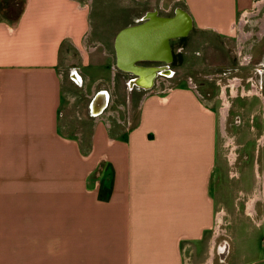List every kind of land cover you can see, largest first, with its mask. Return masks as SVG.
Returning <instances> with one entry per match:
<instances>
[{"label":"crops","instance_id":"crops-1","mask_svg":"<svg viewBox=\"0 0 264 264\" xmlns=\"http://www.w3.org/2000/svg\"><path fill=\"white\" fill-rule=\"evenodd\" d=\"M2 1L0 264H215L218 118L198 90V72L213 59L229 62L233 41L237 55L250 46L264 1L128 0L114 23L105 13L115 0H21L16 22L3 16ZM180 11L191 28L169 39L166 55L142 36L140 53L120 60L138 48L133 32L151 16L170 20ZM71 51L84 67L109 66V78L93 83L69 68L94 120L84 145L60 131ZM173 58L181 59L175 76L155 73L173 72ZM103 162L108 184L91 179ZM205 240L207 256L196 263Z\"/></svg>","mask_w":264,"mask_h":264},{"label":"rangeland","instance_id":"rangeland-1","mask_svg":"<svg viewBox=\"0 0 264 264\" xmlns=\"http://www.w3.org/2000/svg\"><path fill=\"white\" fill-rule=\"evenodd\" d=\"M111 2L113 5L108 7L105 15L110 20L109 22L114 23V21H117L119 18L118 13H115L118 11V9H122L126 2L130 3V1L115 0ZM156 2L157 0H150L149 4L156 5ZM166 4H168V1H166ZM260 4L261 2H259L257 5L260 6ZM261 19L264 20V8L257 18V20H259V25L252 28L255 33L257 32L256 34H259V36L261 35L262 30V26L260 25ZM243 22L244 21L241 23ZM259 27H261V29ZM249 29L250 27L246 26L244 29L245 34H247ZM251 35L252 34L250 33L249 38ZM234 43V41L232 44L230 43L231 49L229 51V53H231L229 56L232 57V61L238 65L239 68L243 69L244 75H249L254 70L256 71L257 66H254V63L250 64L249 66L248 64L251 61L252 53L256 56L257 60L264 54V46H260V48L256 47L253 51L251 49H245L246 53L244 55H237V46L234 45ZM201 54L204 55L203 52H201ZM79 56L80 55L78 52L71 51L67 61L63 62V67L64 69L67 68V70L65 71L66 86L63 106L61 108L60 131L64 136L77 139L84 145L83 141L91 140L94 120L92 119L89 111V99L86 97L84 87L79 85L74 79L71 78V76H69V68L73 67L77 70L81 68L90 76L91 83H93L97 78H99V76H103L107 79L109 78V66H105V64L97 66L96 64L92 63L90 66L88 65L84 67ZM214 60L215 59H213L211 64H206L204 70H200L198 72L201 73V75L198 76L200 79L199 81L206 82L204 83L205 85L201 86V83L198 81V90L204 94L202 96L204 98L203 100H205V105L211 107V110L214 111L218 118L216 123V165L214 168V175L210 191V198L213 201L215 210L217 211L216 222L213 225V232H220L219 239L217 240V252L219 251L218 248H220L224 242L223 237H225L230 247V255L227 263L264 264V212H262L261 209V206L264 205V201L257 199L258 210H254V213H247L249 202L256 197L257 191L260 188V185H255L256 176L253 163L251 160L245 161L244 158H240L237 164H233L232 162L229 164L223 144L224 141L222 139L223 123L220 119V110L223 105L224 97H222V88H225L230 84H232L231 87L238 86V77L241 78V76L238 73H232L228 77H225V79L222 77L221 73H219L220 70H214L212 68L215 67L214 65H216L214 64ZM107 61L108 60H106V62ZM188 71L189 74L193 75L192 70ZM236 83L237 85H234ZM179 85H187L190 87L189 83L182 81ZM229 106L230 101L227 100L222 111L223 120L226 118ZM263 106L264 104L262 99L254 97L244 100L239 98L234 101V106L231 108V111H229V114L231 115L229 124H231V126L234 125V117L240 115L242 111L245 113V118L248 119L247 122H244L245 125L239 126L235 124L233 128L231 127L232 132L238 135L239 143H247L246 148L248 151H251L255 146V138H252L253 134L257 137L264 133V119L262 114ZM250 115H253V118L250 117ZM250 118L252 119V122L250 121ZM252 126L255 127L256 132L251 130ZM231 128H228L230 135L232 133H230ZM233 133L232 135H235ZM98 134L100 135V133ZM99 149L104 151L107 150L106 145L104 144L102 145V149L100 147ZM261 165H264L262 161ZM109 168L111 169V166L108 164V162L101 163L92 173L93 176L91 179H98L104 184L111 183V180H109L111 179ZM91 179L89 177L88 180ZM25 185L26 183H19L20 187ZM23 189L26 188H22L20 190ZM216 227L218 230H215ZM206 245L207 240L197 243V251L194 257V261L196 263H201L205 260L207 256L206 252L208 251V246ZM222 259L223 258L220 256V252H218L215 257V264H226L222 262ZM208 264H210V262H208Z\"/></svg>","mask_w":264,"mask_h":264},{"label":"flooded vegetation","instance_id":"flooded-vegetation-1","mask_svg":"<svg viewBox=\"0 0 264 264\" xmlns=\"http://www.w3.org/2000/svg\"><path fill=\"white\" fill-rule=\"evenodd\" d=\"M156 10V9H155ZM154 10V11H155ZM179 11V10H178ZM262 12V10H261ZM154 15L157 14L156 11L153 12ZM176 17H174V20H176L179 24H184L185 21L183 22L182 20V15L178 14V12L176 13ZM158 19H153V16H151V21L148 20L147 24L149 25H155V26H159L160 24H162L161 22H163V20L161 21L158 16ZM165 19V18H162ZM165 20H169V19H165ZM174 24V21H173ZM174 26V25H173ZM170 27L169 29H173L174 27ZM252 35L251 37L247 40L248 42V48L247 49H251L252 51L254 50V48H260V46H264V30L261 31V35L259 36V34H256L254 31H252ZM159 35V34H158ZM153 39V38H152ZM176 39L173 40V42ZM182 40V38L180 39V41ZM231 47H228V53L230 51ZM246 50L244 49L243 52L240 55H244L246 52ZM264 52V51H263ZM180 58H178V60L176 58H173V68L174 71L172 72V70H170V68L168 66L162 67L161 69H158L155 73L159 74L162 73L164 75H171L175 76L177 74V71L175 70L176 66L180 65ZM256 67V71L254 70L253 72H251V74L249 75H244L243 74V69L239 68L238 65H236L233 61L232 58H230L229 62H224L222 60V63L219 66H215L212 67L214 70H220L219 73H221L222 77H228L230 74L232 73H238L241 78L238 77L239 82H238V86H236V88H234L233 90H231L230 85H228L227 87H225L224 89L222 88V96H224V98H227L228 101H230V106H229V110L228 113L226 115L225 120H222L223 123V127H222V139H223V144H224V148L226 150V156H227V160L230 164V162H232L233 164H237V162H239L240 158L243 159L245 161H252L253 166H254V171H255V176H256V181H255V185H260L259 190L257 191L256 197L251 200L249 202V206L247 207V213H254V210L257 211V199H261L262 201H264V165H261V161L264 164V133L261 134L260 136H255L253 134L252 138H255V146L253 147V149L251 151H248L246 148V144L242 143L240 144L238 141V135L232 132V128L235 126V124L241 126V125H245L244 122L248 121V119L245 118V113H243V111L240 113V115L234 117L233 119V123L234 125L231 126L230 121V114L229 111H231V108L234 106V101L241 98V99H250V98H258V99H262L263 104H264V54L258 58V60L256 59V56L252 53L251 56V61L249 62L248 66L250 64H253ZM226 79V78H225ZM224 80V79H223ZM238 81V80H237ZM223 82V81H222ZM233 83V82H232ZM234 85H237L234 84ZM257 85V86H256ZM260 85V86H259ZM221 86V85H220ZM222 87V86H221ZM103 96L98 97L94 107L98 106L99 102L103 101ZM99 109V108H98ZM243 110V108H242ZM245 112V111H244ZM263 119H264V106H263ZM228 116V119H227ZM250 117L253 118V115H250ZM252 119L250 118V121ZM252 122V121H251ZM230 129V133L232 132L235 135H231L228 132V128ZM251 130H253V132H256V129L254 126L251 127ZM246 209V206H245ZM262 212H264V205L261 206ZM223 236V235H222ZM223 244L220 246V248H218V252H220V256H222V262L227 263V260L229 258L230 255V247H229V243L226 240L225 237H223ZM241 264V263H240ZM246 264V263H245Z\"/></svg>","mask_w":264,"mask_h":264},{"label":"water","instance_id":"water-1","mask_svg":"<svg viewBox=\"0 0 264 264\" xmlns=\"http://www.w3.org/2000/svg\"><path fill=\"white\" fill-rule=\"evenodd\" d=\"M181 13H183V12H181V11L178 12V14L182 15ZM160 20L161 21L163 20V22H161L162 24H160L159 26L147 24L146 26L143 27V29L139 28L136 30V32H133V35H135V37L138 38V40L135 39V44H134L135 46H138V48L137 49H135V48L131 49L128 52L129 56H127L125 54V52L124 53L121 52L119 54V58L122 62L125 61L126 58H129V59L135 58V56L137 55L136 53H140L139 51L141 49V46H142L141 43L143 41V39L141 40L140 37L142 38V36L144 38H147L146 42H148L149 45H151L153 42H155L158 47H161L163 54L166 55L169 48H170L169 47V39L171 37L186 36L188 34L190 28H191V26H189V21L184 23V24H179L174 19H170V20L160 19ZM173 21H174V24H173ZM172 26L174 28L169 29ZM121 36H123V34H121ZM149 50L151 51V48H149ZM101 105H103V102L98 103L99 108L101 107Z\"/></svg>","mask_w":264,"mask_h":264},{"label":"trees","instance_id":"trees-1","mask_svg":"<svg viewBox=\"0 0 264 264\" xmlns=\"http://www.w3.org/2000/svg\"><path fill=\"white\" fill-rule=\"evenodd\" d=\"M3 16L12 22L18 21L24 9V2L19 0H3L2 1ZM104 184V183H103Z\"/></svg>","mask_w":264,"mask_h":264},{"label":"built area","instance_id":"built-area-1","mask_svg":"<svg viewBox=\"0 0 264 264\" xmlns=\"http://www.w3.org/2000/svg\"><path fill=\"white\" fill-rule=\"evenodd\" d=\"M231 85H232V84H230V87H231ZM235 88H236V86H235ZM223 89H224V88H223ZM233 89H234V87H231V90H233ZM222 97H223V96H222ZM226 101H227V99L223 97V105H222V108H221V110H220V111H221V118H220V119H221V122H222V120H223V113H222V111H223V107L225 106Z\"/></svg>","mask_w":264,"mask_h":264},{"label":"bare ground","instance_id":"bare-ground-1","mask_svg":"<svg viewBox=\"0 0 264 264\" xmlns=\"http://www.w3.org/2000/svg\"><path fill=\"white\" fill-rule=\"evenodd\" d=\"M210 264H211V261H210Z\"/></svg>","mask_w":264,"mask_h":264}]
</instances>
